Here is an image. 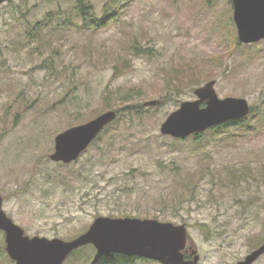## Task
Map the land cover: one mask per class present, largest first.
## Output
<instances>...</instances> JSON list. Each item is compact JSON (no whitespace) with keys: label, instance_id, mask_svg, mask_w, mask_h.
<instances>
[{"label":"rangeland","instance_id":"374dc122","mask_svg":"<svg viewBox=\"0 0 264 264\" xmlns=\"http://www.w3.org/2000/svg\"><path fill=\"white\" fill-rule=\"evenodd\" d=\"M88 1L104 18L109 0ZM123 2L98 27L71 22L76 0L0 6L3 209L26 235L67 241L100 216L185 224L199 264H236L264 244V40L239 42L232 0ZM210 80L219 97L249 100L255 130L206 132L198 147L163 135L167 116ZM128 103L145 115H121L109 142L70 164L50 159L59 133ZM188 172L204 176L194 197L180 182ZM0 264H15L1 230Z\"/></svg>","mask_w":264,"mask_h":264},{"label":"water","instance_id":"95a60500","mask_svg":"<svg viewBox=\"0 0 264 264\" xmlns=\"http://www.w3.org/2000/svg\"><path fill=\"white\" fill-rule=\"evenodd\" d=\"M9 0H0V6ZM233 21L242 44L264 40V0H232ZM216 80L195 89V100L184 101L171 112L160 126L163 135L187 139L201 135L210 128L250 115L252 108L246 98L219 97ZM158 102L148 101L144 105ZM118 118L117 110H108L86 123L72 126L55 138L50 159L70 164L88 150L102 131ZM0 191V230L5 233L6 252L15 264H64L77 249L93 245L98 254H122L157 261L161 264H199L194 251L186 258L188 227L157 219L137 217L113 218L100 216L89 229L72 240L30 237L3 209ZM264 254V244L236 264H253Z\"/></svg>","mask_w":264,"mask_h":264},{"label":"trees","instance_id":"16d2710c","mask_svg":"<svg viewBox=\"0 0 264 264\" xmlns=\"http://www.w3.org/2000/svg\"><path fill=\"white\" fill-rule=\"evenodd\" d=\"M76 7L75 11L73 9L71 10V13L73 15V23H77V21H81L82 27H98L106 25L108 22L116 21L118 20V16L120 14V9L123 7V0H109L105 6H104V12L105 16L104 18H99V16L96 15L95 8L89 2L88 0H76ZM62 9L58 11L56 15L59 17L63 16ZM76 14V15H75ZM106 17V19H105ZM105 19V20H104ZM109 20V21H108ZM42 27L38 26L35 28L34 33L27 32V36L30 40H39L40 34L37 33L38 30H41ZM29 31V30H28ZM118 111V118L113 121L111 124H109L102 133L98 136V138L92 143L93 146L96 145V141L101 142L104 140L105 142L110 141V137L107 136V134L115 127L120 126V116L126 114V116L133 117V116H142L145 115V108L143 104H132L128 103L123 108H120ZM254 111V107H252V115ZM252 115L247 116L240 120H234V121H228L223 124L214 126L207 130L206 132L212 134L214 138L219 137L220 135L227 134L228 132H232V129L237 130H255L256 126L252 123ZM122 118V117H121ZM132 120L131 122H133ZM205 132V133H206ZM207 133V134H208ZM206 134V135H207ZM203 137L201 135H194L193 136V143H195L196 147L203 146L201 143ZM228 139V138H227ZM177 142L183 143L186 142V139H174ZM207 173V172H206ZM189 172L186 174V176H182L180 178L181 185L186 187L189 190L192 191L191 196L194 197L196 192V187H198V184L200 180L204 177L201 176L199 179L196 178V173ZM191 184V189L190 184ZM190 196V197H191ZM188 198L187 193H185V196L183 197ZM204 227L208 228L206 225H203ZM4 247L2 246V251L4 252ZM186 258H190L191 256L187 253H185ZM152 261L150 259L136 257V256H127L122 254H107V255H100L98 254L96 248L93 245H86L83 246L77 250H75L67 259L66 264H69L72 262V264H137L138 261Z\"/></svg>","mask_w":264,"mask_h":264},{"label":"flooded vegetation","instance_id":"af4514ba","mask_svg":"<svg viewBox=\"0 0 264 264\" xmlns=\"http://www.w3.org/2000/svg\"><path fill=\"white\" fill-rule=\"evenodd\" d=\"M193 252H194V251H193ZM193 252L190 251V250L187 248L186 253L189 254V255L191 256L189 259H192V255H191V253H193ZM260 257H261V256H260ZM243 260H244V259H243ZM257 260H258V259H257ZM255 262H256V261H255ZM255 262H254V263H255ZM254 263H253V264H254Z\"/></svg>","mask_w":264,"mask_h":264}]
</instances>
